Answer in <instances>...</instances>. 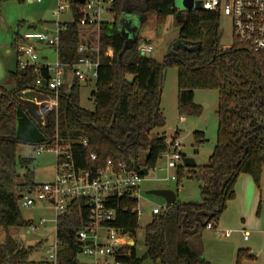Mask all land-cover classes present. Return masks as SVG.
Returning <instances> with one entry per match:
<instances>
[{
	"label": "trees",
	"instance_id": "1",
	"mask_svg": "<svg viewBox=\"0 0 264 264\" xmlns=\"http://www.w3.org/2000/svg\"><path fill=\"white\" fill-rule=\"evenodd\" d=\"M69 2L73 19L61 34L60 52L65 62L72 64L78 58L80 14L79 5L73 0ZM108 14L112 21L99 25L98 54L92 56L99 62L93 82L95 90L90 94L92 111L79 106L80 83L73 76L71 85L64 84L60 89L57 110L42 109V125L35 114L27 111L20 98L24 92L35 94L39 76L33 69H17L10 74L14 91H0V231L5 233L0 243V264H32L29 259L40 246L24 247L8 234L9 229L29 227L30 222L21 218L18 202L23 194L37 186L30 169L33 160L19 159L16 155L22 143L21 130L29 133L31 130L33 140L26 143L36 148L51 145L56 137L59 142L68 144L79 170L96 174L111 160L127 171L140 174V170L146 169L149 172L166 152L167 139L158 130L165 126L160 95L163 75L169 68L176 70L180 118L201 115V107L194 103L196 91L217 93L216 145L207 164L196 167L195 174L184 166L176 169L177 184L183 172L190 171L187 179L198 182L200 201L176 200L166 206L164 212L153 215L144 228L142 257H137L135 243L138 203L130 195L107 202L116 212V220L110 226L134 243L121 249L116 260L120 264H142L143 261L208 264L202 259V232L207 225L214 228L227 203L234 199L239 176H250L259 188L264 169V50L254 52L236 41L229 48H223L219 44L217 13L177 11L174 0H114ZM127 15L140 18L141 24L154 16L157 25L173 16L180 24L178 40L161 63L139 55L138 36L130 43L122 38L118 22ZM41 77L47 78L44 71ZM45 98L46 94L38 96V99ZM193 136L199 142L203 133ZM90 155L96 157L95 161L90 160ZM198 213L205 214L200 222L196 220ZM85 217L83 202L73 201L67 212L58 218L59 264H82L77 259L80 248L74 236L83 226ZM237 258L252 257L241 250Z\"/></svg>",
	"mask_w": 264,
	"mask_h": 264
},
{
	"label": "rangeland",
	"instance_id": "2",
	"mask_svg": "<svg viewBox=\"0 0 264 264\" xmlns=\"http://www.w3.org/2000/svg\"><path fill=\"white\" fill-rule=\"evenodd\" d=\"M205 0H174L177 11L202 10ZM63 15L57 14V0L45 1L42 3H29L24 0L0 1V91L13 92L15 86L10 79V74L19 69L16 49L12 38L15 34L22 36L29 30H40L43 27L51 29V25L60 22L70 23L71 16L69 9ZM103 21L110 23L112 16L105 14ZM79 45L96 44L99 29L97 27L79 28ZM180 24L173 16L166 17L160 25H157L156 18L149 16L142 26L138 28V41H144L153 46V51L145 57L159 63L167 55L169 48L178 40ZM219 44L223 48L232 45L231 24L227 17L219 18ZM13 35V36H12ZM91 44V45H90ZM40 54L47 57V64H53L54 54L50 50H41ZM40 55V56H41ZM71 73L66 72L65 85H71ZM128 80H131L128 77ZM79 106L82 109L92 111L93 104L90 94L95 90L94 83H80ZM176 70L166 69L161 83L160 109L165 119V126L158 130L169 141L174 134L181 145V155L184 159H191L196 167L205 166L215 145L217 136V101L218 96L213 91H196L194 103L201 107L199 117H185L180 122L177 111L176 100ZM26 107V106H25ZM31 133V130H30ZM29 132L21 130L20 139L22 143L17 148L19 159H32L30 167L34 175V182L38 185L47 184L54 179L56 167V156L50 151L38 153L33 144L26 141L33 140ZM194 133H203V138L198 142L194 139ZM33 134V133H32ZM169 153L165 152L157 161L155 168L148 172L138 184L137 189V210L138 229L136 230L135 243L137 257H142L144 248L142 245L144 228L150 223L152 211L158 209L164 212L166 204L163 198L147 195L151 190H168L177 195L180 202L200 201L198 182L187 179L186 170L179 184L171 181L176 175V170L168 166ZM190 172V171H189ZM188 172V174H189ZM252 182V180H251ZM256 199L253 204L249 193L246 196L243 206L241 200L221 214L218 224L212 230L205 229L202 232V259L208 264H264V203ZM229 204V203H228ZM237 206V207H235ZM228 207V205H227ZM239 207V209H238ZM21 218L24 221H31L36 226V231L28 233L27 229H9L8 234L16 238L24 247H34L39 244V249L34 252L29 261L38 262L45 256L48 246L54 240L55 226L53 223L39 225V220L51 221L53 211L46 204H36L31 208L19 206ZM229 232V238L223 233ZM104 234V232H101ZM5 233L0 231V243L4 241ZM247 239L244 240V237ZM246 251L249 255L255 254L251 259L237 258L239 251ZM79 263L90 264L91 259L78 256ZM142 264H151L143 261Z\"/></svg>",
	"mask_w": 264,
	"mask_h": 264
},
{
	"label": "built area",
	"instance_id": "3",
	"mask_svg": "<svg viewBox=\"0 0 264 264\" xmlns=\"http://www.w3.org/2000/svg\"><path fill=\"white\" fill-rule=\"evenodd\" d=\"M29 3H42L50 0H24ZM70 0H57V14L63 15L67 6L70 10ZM76 2V0H73ZM114 0H84L79 4L80 14L79 28L99 27L103 21L102 17L108 14ZM202 11L217 13L227 17L231 24L232 42L236 41L240 45L247 46L254 52L264 50V0H205ZM69 23L52 24L51 29L43 27L40 30H29L24 35L15 37L13 45L16 49L19 70L33 69L39 78L35 82V101L41 114L42 109L46 111H56L60 89L65 84L66 72H70L79 83H92L97 77L98 60L93 59V55L98 54L97 47L93 50L87 45H78L77 60L69 64L62 58L60 52L61 34L65 31ZM41 50H50L54 54L53 64H47V57L40 54ZM137 51L140 56L145 57L153 51V46L147 42H140ZM92 52V53H91ZM41 55V56H40ZM44 71L46 79L41 77ZM70 76V77H71ZM46 86H43V83ZM30 92V91H28ZM31 93V92H30ZM47 95L45 99H38L39 95ZM43 124V116L41 122ZM85 144V143H83ZM68 144L55 141L48 146L37 148L38 153L50 151L56 156V167L54 179L47 184L37 185L30 193L23 194L18 204L23 208H31L36 204H46L53 211L51 221L39 220V225L53 223L55 226L54 240L47 247L45 252V264H59L58 261V241L56 239V226L58 218L63 216L73 201H82L86 209V217L83 226L75 233V242L81 245L79 255L90 258L91 264H120L116 260V255L121 249L131 247L134 243L120 230L112 228L110 225L116 220L115 210L107 202L113 199H122L130 195L137 202L138 184L142 176L136 171H127L124 166H115L108 160L105 166L96 171L76 169L71 157ZM166 152L169 153L168 166L177 169L182 164L181 145L176 137L165 141ZM163 155V154H162ZM161 155V156H162ZM96 157L90 155V160L95 161ZM141 172V170H140ZM175 176L171 181L176 182ZM132 192V194H130ZM138 203V202H137ZM160 210L154 209L152 215H159ZM137 216L141 214L136 209ZM207 230H212L213 226L207 225ZM28 233L36 231V226L30 222L27 228ZM101 232H104L102 234ZM225 238H229L230 233H223ZM247 236L244 237V240ZM89 245H85L86 243Z\"/></svg>",
	"mask_w": 264,
	"mask_h": 264
},
{
	"label": "crops",
	"instance_id": "4",
	"mask_svg": "<svg viewBox=\"0 0 264 264\" xmlns=\"http://www.w3.org/2000/svg\"><path fill=\"white\" fill-rule=\"evenodd\" d=\"M124 19L125 20H124L123 26L120 29L121 36L125 40H128L129 38H131L130 33H128L127 31H134V32H136V34L138 36V28L142 26L141 19L137 18V17H131V16H128V15L124 16ZM96 42H97V40H96ZM85 45H87V44H85ZM87 46H89V45H87ZM89 47L91 48V50H93L97 46H96V44H92ZM179 120H180V122H184L185 119L184 118H179ZM251 180H252L251 177L248 176V175L239 176V178L237 179V181L235 183V186H234V195H235L234 199L232 201H229L228 202L229 204L227 203V205H228V207L226 206L227 209L229 208L230 205H233L234 203H237V201H239V200H241V203H242V206H243V202H245V199H246V196H247L248 193H249V195L251 197V202H253V204L256 202V199H260L259 201L261 203H264V169L262 170L261 181H260L259 188H257L254 185L253 181L251 182ZM235 207H237V206H235ZM238 209H239V207H238ZM29 222H31V221H29ZM217 224H218V222L215 225H217ZM79 256H81V255H79ZM249 256L252 257V256H255V254H252V255H249ZM44 259H45V256L43 257V259H41L40 261H38L36 263L32 262V264H45ZM91 263L92 262L90 261V264Z\"/></svg>",
	"mask_w": 264,
	"mask_h": 264
},
{
	"label": "water",
	"instance_id": "5",
	"mask_svg": "<svg viewBox=\"0 0 264 264\" xmlns=\"http://www.w3.org/2000/svg\"><path fill=\"white\" fill-rule=\"evenodd\" d=\"M76 2L79 3V4H83L84 0H76ZM124 20H125L124 18H121L119 20V22H118L119 31H120V29L123 26ZM127 32L130 33L131 38H129L126 41L130 43L137 37V34L134 31H127ZM0 75H2L1 69H0ZM89 83H92L91 79L89 80ZM43 86L44 87L46 86L45 82L43 83ZM20 98H21L22 102H24V106H26L25 108L27 109V111L29 113H31V114L32 113L35 114L36 117L41 121V114H40V112L38 110L37 105L34 104L35 96L32 93H30V92H24V93L20 94ZM183 166L185 168H187V169H191L193 174L196 173V165L191 159H184L183 160ZM140 174H141V176L146 177L148 175V171L146 169H143V170H141ZM146 194L147 195H151V196H156V197L163 198L167 207L173 205L174 203H176V200H177L176 194L174 192L168 191V190H151V191L147 192ZM202 217H205V214L198 213L197 216H196V220L198 222H200ZM89 244L90 243L88 242L85 245H89ZM80 245L81 244L78 243V246H80Z\"/></svg>",
	"mask_w": 264,
	"mask_h": 264
}]
</instances>
